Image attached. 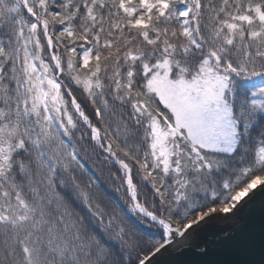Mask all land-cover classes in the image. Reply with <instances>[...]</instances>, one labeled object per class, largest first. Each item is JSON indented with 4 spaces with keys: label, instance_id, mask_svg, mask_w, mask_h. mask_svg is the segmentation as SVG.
<instances>
[{
    "label": "snow or ice",
    "instance_id": "1",
    "mask_svg": "<svg viewBox=\"0 0 264 264\" xmlns=\"http://www.w3.org/2000/svg\"><path fill=\"white\" fill-rule=\"evenodd\" d=\"M257 193L264 0H0V264H154Z\"/></svg>",
    "mask_w": 264,
    "mask_h": 264
},
{
    "label": "water",
    "instance_id": "2",
    "mask_svg": "<svg viewBox=\"0 0 264 264\" xmlns=\"http://www.w3.org/2000/svg\"><path fill=\"white\" fill-rule=\"evenodd\" d=\"M264 196L257 193L248 203L239 208L235 216L221 218L213 216L203 222L193 232L191 239L181 247L177 242L165 249L154 259V264H235L241 257L230 251L221 240L224 234L238 236L244 229L255 226L257 229L264 222V207L261 205ZM200 248H206L202 255ZM258 249L244 259L259 261ZM148 264V262H146Z\"/></svg>",
    "mask_w": 264,
    "mask_h": 264
}]
</instances>
